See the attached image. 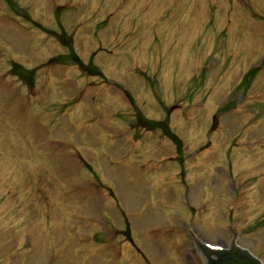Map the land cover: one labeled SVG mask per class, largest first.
Returning <instances> with one entry per match:
<instances>
[{
	"label": "rangeland",
	"instance_id": "obj_1",
	"mask_svg": "<svg viewBox=\"0 0 264 264\" xmlns=\"http://www.w3.org/2000/svg\"><path fill=\"white\" fill-rule=\"evenodd\" d=\"M232 230L264 264V0H0V264H201Z\"/></svg>",
	"mask_w": 264,
	"mask_h": 264
},
{
	"label": "trees",
	"instance_id": "obj_2",
	"mask_svg": "<svg viewBox=\"0 0 264 264\" xmlns=\"http://www.w3.org/2000/svg\"><path fill=\"white\" fill-rule=\"evenodd\" d=\"M59 29H60V33H58V34H55L53 31H51V32H45L44 31V32H45V34L47 36L55 37L57 39L58 43L63 45L62 40H63V38H65V34H64V32L61 31L62 27H60ZM65 39H67V38H65ZM69 43L72 44L71 41H69ZM72 47H73L72 45H70V46L65 45V48L67 49L68 54L65 55V56H59V57H57L55 59L50 60L48 62V65H55V64L57 65L59 63L63 64L66 61H68L73 66L78 67L84 73L93 74V75H96V76H101L98 71H97V73H93V70H95V69L93 68V66H91V64L85 66L82 63V61L77 57V55L74 53ZM16 66L17 67H15L13 65L11 66V68L9 70V75L14 76L16 78V80L22 86H24L27 89H30V91H31L32 88L34 87V82L36 81V72H35V70L26 71L24 69L22 70L21 68H19L18 65H16ZM30 93H32V92H30ZM138 118L141 119L144 122V126H146V127L161 128V129L165 130V132L169 133L167 128H166V124H164V123H150V122H147L142 117H140L139 115H138ZM170 140L173 141V143L175 144L176 148L179 150L180 146H181L180 140L177 139L176 137H174L173 135H170Z\"/></svg>",
	"mask_w": 264,
	"mask_h": 264
},
{
	"label": "water",
	"instance_id": "obj_3",
	"mask_svg": "<svg viewBox=\"0 0 264 264\" xmlns=\"http://www.w3.org/2000/svg\"><path fill=\"white\" fill-rule=\"evenodd\" d=\"M197 254L202 264H261L248 251L232 242L228 249L196 244Z\"/></svg>",
	"mask_w": 264,
	"mask_h": 264
}]
</instances>
